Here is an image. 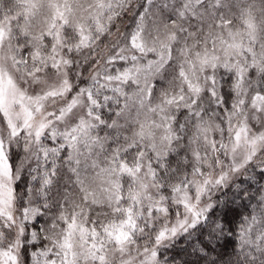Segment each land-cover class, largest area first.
I'll use <instances>...</instances> for the list:
<instances>
[{
    "label": "snow or ice",
    "instance_id": "obj_1",
    "mask_svg": "<svg viewBox=\"0 0 264 264\" xmlns=\"http://www.w3.org/2000/svg\"><path fill=\"white\" fill-rule=\"evenodd\" d=\"M0 264H264V0H0Z\"/></svg>",
    "mask_w": 264,
    "mask_h": 264
},
{
    "label": "trees",
    "instance_id": "obj_2",
    "mask_svg": "<svg viewBox=\"0 0 264 264\" xmlns=\"http://www.w3.org/2000/svg\"><path fill=\"white\" fill-rule=\"evenodd\" d=\"M131 18L130 17H125L124 18V23L121 25V30H124L125 28L128 27V25L131 24Z\"/></svg>",
    "mask_w": 264,
    "mask_h": 264
}]
</instances>
